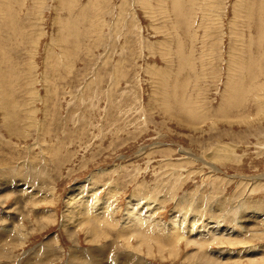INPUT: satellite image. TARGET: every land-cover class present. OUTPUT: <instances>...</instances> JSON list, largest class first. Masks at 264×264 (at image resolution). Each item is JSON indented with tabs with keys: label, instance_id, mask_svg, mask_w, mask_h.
I'll return each mask as SVG.
<instances>
[{
	"label": "rangeland",
	"instance_id": "1",
	"mask_svg": "<svg viewBox=\"0 0 264 264\" xmlns=\"http://www.w3.org/2000/svg\"><path fill=\"white\" fill-rule=\"evenodd\" d=\"M0 264H264V0H0Z\"/></svg>",
	"mask_w": 264,
	"mask_h": 264
},
{
	"label": "bare ground",
	"instance_id": "2",
	"mask_svg": "<svg viewBox=\"0 0 264 264\" xmlns=\"http://www.w3.org/2000/svg\"><path fill=\"white\" fill-rule=\"evenodd\" d=\"M132 202V201H131ZM149 205V204H148ZM23 209V208H22ZM88 211V210H87ZM149 213V212H148ZM85 214V213H84ZM106 214V213H105ZM150 214V213H149ZM86 215V214H85ZM140 216V215H139ZM98 217H101L102 218V220L104 219V217L103 216H98ZM174 217V216H173ZM174 219V218H173ZM89 220V219H88ZM100 220V219H99ZM178 220V219H177ZM179 220H181L180 218H179ZM144 221V219L142 220V221H140V222H143ZM102 222V221H101ZM139 222V223H140ZM101 224V223H100ZM99 224V225H100ZM143 224V223H142ZM173 224H175V223H173ZM180 224H182V223H180ZM51 225V224H50ZM91 225H92V221H91ZM98 225V227H95V228H97V234H99V232H100V226ZM135 225H136V223H135ZM140 225V224H139ZM138 225V226H139ZM144 225V224H143ZM96 226V225H95ZM137 225H136V227L134 228V230L133 231H140V227H138ZM173 227V226H172ZM94 228V229H95ZM145 228V227H144ZM141 229H143V228H141ZM147 229V228H146ZM177 229H179L180 231L175 235V241H173V243L174 244H176L179 240H181V238L184 236V234H183V232L181 231V229L179 228V226H178V228ZM143 231V230H142ZM129 232H131V231H129ZM145 232V231H144ZM206 231L204 230V231H200L199 232V234L198 235H196L192 240H189L190 242H196L200 247H202L203 245L205 246V241L207 242V245H208V243H210V242H212V241H214V240H217V238L218 237H220V235H223L224 234V232H225V230L224 229H222V228H220V227H213V228H210L208 231H207V234L205 233ZM128 233V232H127ZM132 233V232H131ZM175 233H176V231H175ZM135 234H136V232H135ZM143 234V233H142ZM129 235V234H128ZM126 236H127V234H126ZM142 236V235H141ZM146 237H147V235H146ZM189 237V236H188ZM143 238H144V235H143ZM142 243V242H141ZM171 245V244H170ZM149 250H150V248H149ZM175 252V251H174ZM204 252V251H203ZM256 254H251L249 257L251 258L250 260H253V256H255ZM257 256V255H256ZM196 257V256H195ZM253 257V258H252ZM256 258V257H255ZM203 260V259H202ZM232 260V259H231Z\"/></svg>",
	"mask_w": 264,
	"mask_h": 264
}]
</instances>
